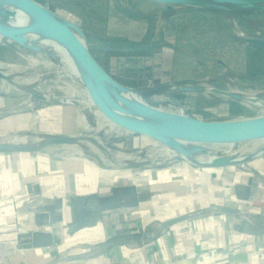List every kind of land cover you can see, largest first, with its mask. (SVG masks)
<instances>
[{
  "label": "rangeland",
  "instance_id": "obj_1",
  "mask_svg": "<svg viewBox=\"0 0 264 264\" xmlns=\"http://www.w3.org/2000/svg\"><path fill=\"white\" fill-rule=\"evenodd\" d=\"M36 1L63 21L78 25L91 53L107 72L124 85H137L132 88L155 106L203 120L264 117V10L222 11L148 0ZM0 6L1 20L14 15ZM159 39V44L145 52L121 51L128 45L144 46ZM59 58L7 38L0 40L1 70L7 74V79L0 77V119L19 116L24 121L15 131L0 132V144L29 146L60 159L84 158L112 176L126 178L130 172L143 181L122 178L118 185L136 188L139 197L135 199L140 202L169 189H154L149 177L162 180L171 175L170 187L182 184L185 180L178 168L195 162L157 139L119 131L100 121L97 106L85 103V84L69 75ZM51 109L59 110L62 117L57 135L43 131ZM57 136L70 137L71 142H47ZM262 145L260 140H242L229 149L207 142L194 154L213 153L214 160L238 157ZM257 157L264 159V153ZM214 160L197 169L203 172L205 193L215 186L220 188L216 194L226 199L228 170L218 172L217 179L210 170ZM140 208L123 211L130 215Z\"/></svg>",
  "mask_w": 264,
  "mask_h": 264
},
{
  "label": "crops",
  "instance_id": "obj_2",
  "mask_svg": "<svg viewBox=\"0 0 264 264\" xmlns=\"http://www.w3.org/2000/svg\"><path fill=\"white\" fill-rule=\"evenodd\" d=\"M48 114L43 131L57 135L60 111ZM23 122L2 118L0 132ZM86 160L0 147V264H264L263 158L210 168L217 179L228 170L226 199L215 186L205 193L203 172L190 164L174 187L171 175L147 178L169 189L142 202L136 188L118 185L140 177Z\"/></svg>",
  "mask_w": 264,
  "mask_h": 264
},
{
  "label": "water",
  "instance_id": "obj_3",
  "mask_svg": "<svg viewBox=\"0 0 264 264\" xmlns=\"http://www.w3.org/2000/svg\"><path fill=\"white\" fill-rule=\"evenodd\" d=\"M20 3L26 10L32 11L39 19L43 29L47 30L58 42H60L78 61H80L84 68V82L88 94L101 113L113 124L125 129L127 132L139 133L159 141L163 144L179 152L182 156L188 157L195 152L201 150L187 149L181 140H193L198 142H216L221 140H235L236 142L242 140H252L264 136V117L253 119H241L230 121L217 120H203L177 114L150 104L135 101L127 97V93H134L140 95V91L126 86L117 81L111 76L107 70L97 61L88 48L85 39L82 40V31L80 27L74 23L63 21L53 12H51L43 4L36 0H15ZM168 5L178 6H200L207 9H216L222 11H230L234 8L242 10H264V0H148ZM4 9H10L9 6L4 5ZM29 26H22L16 28H7L0 24V34L15 41L21 45L27 42L26 35L30 32ZM83 37V36H82ZM161 40L148 43L144 46L128 45L121 49V51L129 53L145 52L157 44ZM32 49L43 51L41 47L34 45ZM49 53V51H44ZM0 77L7 79V74L1 70ZM143 97V96H142ZM144 98V97H143ZM113 99H118L136 112L145 116L156 118V122H141L129 119L119 113L114 106ZM145 99V98H144ZM146 100V99H145ZM48 143H70V137L57 136L51 137ZM0 147H5L12 150H37L29 146L14 147L11 145L0 144ZM258 154L250 156L248 159L257 157ZM223 158V157H222ZM218 158L213 165L223 166L237 164L236 161H229ZM243 160V161H246ZM196 165L203 166L204 164L195 162ZM89 199V198H88ZM92 201L101 204V208L105 207V201L97 196L90 197ZM85 202L87 199L84 200ZM35 246V243L32 244Z\"/></svg>",
  "mask_w": 264,
  "mask_h": 264
},
{
  "label": "bare ground",
  "instance_id": "obj_4",
  "mask_svg": "<svg viewBox=\"0 0 264 264\" xmlns=\"http://www.w3.org/2000/svg\"><path fill=\"white\" fill-rule=\"evenodd\" d=\"M0 4H3V9L2 10H9V12H12L14 14L13 16L10 15V17H8V18L6 17V19H3V20L0 19L1 20L0 24L4 25L7 28H16V27H22V26H29L31 28V30L26 35L27 42L25 43L24 46H27V47L31 48L32 46L37 45V46L41 47V49L43 51H49V52L57 54V56L60 57L59 58L60 63H62L68 69L69 75H72V76L80 79L85 84V82H84L85 68H84L83 64L80 61H78L47 30L42 28L38 17L32 11L26 10L20 3L16 2L15 0H0ZM4 5L9 6L10 9H7V8L4 9L5 8ZM80 37H81L82 40H84V38L81 35H80ZM3 38H7V37H4V36H2L0 34V40H2ZM7 39H8V41H11L9 38H7ZM86 92H87V99L85 100V103L90 105V106H96V105L93 104V101L91 100L87 89H86ZM127 97H129L130 99H133L135 101H139V102H143V103H146V104H150L148 101L144 100L142 98V96L136 95L134 93H127ZM113 101H114L115 109L119 113H121L123 116H125V117H127L129 119H132V120H135V121H141V122H156L157 121L156 118H151V117H148V116H145L143 114H140V113L136 112L133 108H131L130 106H128L127 104H125L124 102H122V101H120L118 99H113ZM75 102H77V100ZM95 113L100 117L99 118L100 121H101V118H102L104 121L108 122L112 128H115V129H117L119 131L127 132L125 129H123V128L119 127V126H116L115 124H113L112 122L107 120V118L101 113V111L99 110L98 107H97V110L95 111ZM100 128H101V125H100ZM255 140H260V142H262L263 145H262V147L256 149L251 154H249V155L246 154V155H242V156H238V157L227 156V157H223V158L221 157V158L225 159V160H229V161L241 162L243 160L248 159L250 156H252L254 154H258V155L263 154L264 153V136L260 137V138H256V139H254V141ZM160 142L163 143V141H160ZM181 142L183 143V145L187 149H198L201 144L207 143V142H198V141H193V140H181ZM235 142H236L235 140H221V141H216V142H212V143H216V144H220V145H226L230 149V147L233 146V144ZM206 154L207 153H201V154H194L193 153V155H190V156L186 157V159L189 162L193 161V162H198V163H201V164L202 163L203 164H209V163H211L214 160V158H213L214 154L213 153H210L208 155H206ZM203 159H205L207 161H201ZM216 160L217 159H215L214 161H216ZM132 176L133 175L130 172H128L126 174V179L127 178L132 179Z\"/></svg>",
  "mask_w": 264,
  "mask_h": 264
}]
</instances>
